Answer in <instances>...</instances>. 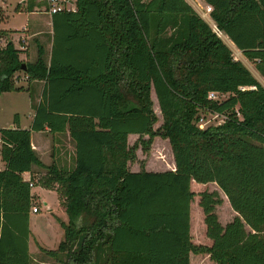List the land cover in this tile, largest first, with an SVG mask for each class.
Here are the masks:
<instances>
[{"label": "trees", "instance_id": "obj_1", "mask_svg": "<svg viewBox=\"0 0 264 264\" xmlns=\"http://www.w3.org/2000/svg\"><path fill=\"white\" fill-rule=\"evenodd\" d=\"M35 1L26 0L28 11ZM203 1L214 27L264 78V0ZM51 24L48 60L41 45L25 62L11 41L0 47V94L23 90L18 73L43 81L30 128L18 115L0 128V264H31L34 184L22 173L42 165L30 135L46 130L74 146L72 170L50 165L39 178L68 216L59 220L57 249L41 248L49 256L63 264L61 253L73 264H191L193 253L213 264H264V87L212 26L186 0H76L75 11L52 14ZM201 112L223 121L200 128ZM129 134L139 136L132 146ZM156 136L168 141L175 169L131 171L136 150L147 152ZM209 183L237 213L224 226L218 192L191 188ZM195 197L209 246L192 242Z\"/></svg>", "mask_w": 264, "mask_h": 264}, {"label": "rangeland", "instance_id": "obj_2", "mask_svg": "<svg viewBox=\"0 0 264 264\" xmlns=\"http://www.w3.org/2000/svg\"><path fill=\"white\" fill-rule=\"evenodd\" d=\"M5 3L2 7L3 10V16L0 17V30H8L9 32L16 30H22L24 26L28 23V17L33 19L35 18V14L28 15V10H16L14 9L16 4L20 2L21 0H3ZM199 14L201 17H203V14L206 13V6L201 5V8L196 5V3L192 0H186ZM202 2V1H201ZM203 4V3H201ZM37 17V20L41 23V33L36 37H31L30 39H26L24 42V50H22L19 55L20 59L22 61H34L37 55L38 51V45H41L44 50V57L45 59H49L50 56V41H51V33H50V24H49V16L46 14H40ZM211 26L212 22L210 21L209 16L203 17ZM214 28V27H213ZM215 29V28H214ZM221 39L223 38V35L220 34ZM13 39H16L15 36H13ZM224 39V38H223ZM19 40V39H18ZM226 44L228 41H224ZM19 43V41H18ZM5 45L4 40H0V47H3ZM232 51V55L234 59L242 61L245 66L253 73L256 74L255 71V65L252 61L246 59L242 52L232 46L229 47ZM21 75H19L20 77ZM18 83H20L18 81ZM43 86V81L40 82V86ZM32 95V94H31ZM14 97H6L7 99H3L4 97H0V119L1 123H4V119L7 118L9 115V112L11 108L13 107H19L17 108V111H19V114L21 116H25V112L28 108L27 103V95H12ZM228 95H219V99H225ZM10 99V100H9ZM151 99L153 102V109L154 112L158 118L157 122L154 124V128L156 129L161 124V116H160V110L158 107V103L155 97L154 92H151ZM9 104V105H8ZM8 106L7 109H5ZM4 111V112H1ZM6 114V115H5ZM198 125L200 124L202 128L211 126V125H217L222 123V116H216L214 113L210 112H201ZM147 138V136H145ZM136 140H138V136L130 137L129 142L130 145L132 142L134 143ZM132 146V145H131ZM160 151V152H159ZM138 154V155H137ZM136 161L135 163H143L145 160H149L150 162H159L161 161L162 164L166 167H156L158 169H164L169 168L167 163H170L171 160V154L169 151V143H167L166 139H162L158 136L153 138V143L150 147V150L148 152H145L138 148L136 151ZM134 163V162H132ZM130 163V165L132 164ZM129 165V167H130ZM192 185V190L194 192L199 193L203 190L208 191H214L216 190L222 199V203L220 205H217L215 207V212L217 214L218 220L221 223V225H226L228 222L232 221L235 216H237V213L233 211L231 206L228 203V200L226 196L223 194V192L217 187L215 183H209L202 187H195ZM53 189V188H52ZM34 192L38 194L37 200L35 197V201L33 204L35 206L39 207V211H32L31 215L29 217L30 223H29V229H30V236H29V242H30V256H31V264H63L59 261L58 258H54L49 256L45 251L41 250V248L45 250H56L58 247V244L63 240V228L60 225L59 220H61L64 223H68V216L65 211V207L61 200L58 197V194L54 190H47V191H41L39 188L34 189ZM63 200V199H62ZM47 201L48 205L46 206L44 202ZM198 202L197 198L195 197L192 203V218H191V233H192V242L194 244H202L209 246L211 244V241L206 238L204 235V232H201L203 222L199 224L196 220L197 215V204ZM48 207L50 208V211L48 212ZM58 215V216H56ZM59 217L61 219H59ZM198 224V227H197ZM60 258L62 259V262H65L67 264H73L72 262L67 261V257L65 254L61 253ZM190 262L191 264H213L212 261L209 260V257L207 254H193L190 255Z\"/></svg>", "mask_w": 264, "mask_h": 264}, {"label": "crops", "instance_id": "obj_3", "mask_svg": "<svg viewBox=\"0 0 264 264\" xmlns=\"http://www.w3.org/2000/svg\"><path fill=\"white\" fill-rule=\"evenodd\" d=\"M192 1H194L196 3V5L200 8H201V5H204V6H206V9L209 7L211 10V7L209 5H207L203 0H192ZM35 2L37 5H35V7H33V9L31 11H27L29 16L35 14V18L33 17V19H31L28 17V23L26 24V26H24L22 28V30H16L17 32L12 31V30H10L11 32H9L8 30H2V31H5L6 33H0V40L1 41L4 40L5 43L7 41H11L15 48H19L20 46H24L23 45L24 42L21 41L22 39L24 41L26 39L28 40L31 37L38 36L42 32L41 31V23L37 20L36 16L40 15L41 13L42 14H45V13H43L40 10V7L42 6V1L36 0ZM4 3L5 2L3 0H0V17H2L3 13H4L2 10V7L5 6ZM201 3H203V4H201ZM17 5H19V7L16 9ZM16 6L14 9H16L17 11L26 9V0H21L20 2H18L16 4ZM210 10H209V13H210ZM209 13H206L207 14L206 16H209V18L211 19ZM46 15H48V14H46ZM48 16H49V21H50L49 24H50V28H51L50 33L52 34L51 16L50 15H48ZM213 27H214V25L212 23V28ZM13 36H15L16 39H13ZM223 38H222L223 41H225V40L228 41V43L226 44L228 47L232 46V47L236 48V46L232 43V41L228 40L224 35H223ZM18 41H19V43H18ZM50 48H51V41H50ZM21 54L22 53H19V55H21ZM255 73L256 74H253V73L252 74L264 87V78L257 71H255ZM18 75H21L19 77V80H18L20 83H18V81H17L16 85L22 86L23 90L4 92V93L0 94V97H4L3 99H7L6 97H8V96L14 97L12 95H19V94L27 95V100H26L28 103L27 111L25 112V116L23 117V116H21V114H19V111H17V108H19L18 106L16 108L15 107L11 108V110L8 114L9 116L7 118H5L3 121L4 123H1L2 121L0 119V128H7V127L13 126L14 115H18V124L21 128H27V129L30 128L31 123H32V119L34 116V109L32 107V103L36 104L40 100L41 92L43 89V86L42 85L40 86V82H42V81L28 82V81H26V79L24 78V75L22 73H18ZM7 108H8V106L5 109H7ZM0 110H1V108H0ZM1 112H4V111H1ZM134 136H138V135L137 134H129L128 135V145H130L129 138L134 137ZM143 138L145 139L146 137L144 136ZM30 142H31L32 149L35 151L39 161L42 164L41 166L33 165L31 171H26V172L22 173V178L24 181L31 180L34 184L31 187V194L34 195L32 201L34 203L35 197H36V200L38 197V194L34 192V189L39 188L42 192L47 191V190H54L51 188H47V187H45L39 183V178H41L43 176L46 178L48 176L47 175V173H48L47 167L48 166L55 165L58 168L72 170V168L74 167V146H73V143L70 141V139L68 138L67 135L51 134L47 130L46 131H38V132L31 131ZM152 143H153V141H152ZM167 143H168V141H167ZM133 144L134 143L132 142L131 145H133ZM1 145H2V141H1V137H0V150H1ZM169 151L171 154L170 163H167L169 168H164V169L156 168V167H161V166L166 167V166H164V164H162L161 161L155 162L154 160H153V162H150L149 160H145V162H143L141 164L135 163V161H136L135 160L134 163H132L131 165L129 164L130 165L129 168L131 171H134V172L139 171L141 168H143L146 171H157V172L158 171H165V170H174L175 169V163H174L173 156H172V153L170 150V146H169ZM4 168H5V162L1 158V152H0V170H3ZM44 204L47 206L48 202L45 201ZM50 208L51 207H48V212L50 211ZM38 211H39V207H38ZM31 212H32V207L29 211V217L31 215ZM56 216H58V215H56ZM59 219H61V218L59 217ZM29 223H30V219H29ZM28 247H29V253H30V242H29V240H28Z\"/></svg>", "mask_w": 264, "mask_h": 264}, {"label": "built area", "instance_id": "obj_4", "mask_svg": "<svg viewBox=\"0 0 264 264\" xmlns=\"http://www.w3.org/2000/svg\"><path fill=\"white\" fill-rule=\"evenodd\" d=\"M41 1H42V6L40 7V10L43 13L48 14L50 16L59 11H75L76 10V0H41ZM21 41L25 42L23 39ZM19 49L24 50L25 48L24 46H20ZM217 95L218 94L214 92H210L209 98L215 99L217 98ZM216 116L218 115L216 114ZM198 126L200 127L201 125L199 124ZM29 184L31 187L33 186L32 183H29ZM32 211H38V207L35 205L32 206Z\"/></svg>", "mask_w": 264, "mask_h": 264}, {"label": "bare ground", "instance_id": "obj_5", "mask_svg": "<svg viewBox=\"0 0 264 264\" xmlns=\"http://www.w3.org/2000/svg\"><path fill=\"white\" fill-rule=\"evenodd\" d=\"M209 10H210V8L208 7L207 9H206V13H209ZM203 14V17H205L207 14ZM215 28V27H214ZM215 30L217 31V33H218V35L220 36V32L215 28Z\"/></svg>", "mask_w": 264, "mask_h": 264}, {"label": "water", "instance_id": "obj_6", "mask_svg": "<svg viewBox=\"0 0 264 264\" xmlns=\"http://www.w3.org/2000/svg\"><path fill=\"white\" fill-rule=\"evenodd\" d=\"M212 29L215 31L216 34H218L217 31H216L214 28H212ZM216 29H217V28H216ZM217 30H218V29H217ZM218 31H219V30H218ZM22 67H24V65H23Z\"/></svg>", "mask_w": 264, "mask_h": 264}]
</instances>
